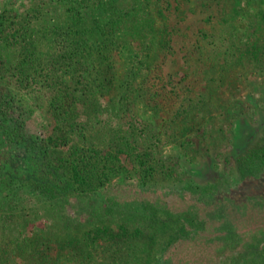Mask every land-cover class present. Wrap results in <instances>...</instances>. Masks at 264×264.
<instances>
[{
    "label": "trees",
    "instance_id": "trees-1",
    "mask_svg": "<svg viewBox=\"0 0 264 264\" xmlns=\"http://www.w3.org/2000/svg\"><path fill=\"white\" fill-rule=\"evenodd\" d=\"M228 1L231 7L221 22L227 24L229 31L224 42L231 45L241 17L259 0ZM68 3L71 7L64 26L53 29L57 36H61L60 30H66L67 46L63 56L50 58L56 62L66 59L68 67L82 72L75 78V85L69 86L63 81L57 84L62 78L54 77L58 74L55 61L50 65L51 72L42 70L47 79L52 77L55 81L51 90L58 133L41 141L43 157L54 159L56 169L67 176L66 186L56 187L45 181L33 189L18 186L10 172L0 168V264H89L102 248L109 247H118L119 251L114 250L116 254H124L117 264H169L166 252L172 244L188 238H205L208 231L210 242L216 247L211 264H264V221L247 237L238 229L240 219L254 213L262 217L264 214V143L261 142L239 162L238 189L228 192L217 185L194 187L190 189L194 201L181 211L174 212L162 204L160 209L150 208L148 218L143 215L134 219L133 214L115 210L114 204L107 200L101 214L86 211L87 221L82 210L61 222L54 215L45 214L42 218L40 214L59 201L68 203L71 197L76 200L90 197L125 170L118 154L124 151L122 145H128V139L117 137L122 141V144L115 142L118 150L109 144L110 138L105 151L82 146L86 134L81 119L98 120L116 136L124 127L121 123L124 114L134 108L151 111L156 116L179 103L174 117L181 119L182 133L187 134L193 130L195 121L205 119L204 108L221 109L222 106L211 103L215 97L238 90L241 74L235 67L264 65V10L255 13L251 40L238 50V56L233 55L230 46L223 53L222 62L208 66L204 73L194 71V64L190 66L193 74L189 75L193 78H189L188 85L193 87L201 74L210 85L198 93L204 102L199 107L200 101L194 105L195 99L191 97L196 95V87H183L178 94L175 87L168 90L164 81L163 65L172 50L168 21L172 10H178L173 8L172 0H68ZM93 14L97 19L88 22L87 15ZM87 23L92 24L90 29ZM16 25V31L11 34L9 27L4 29L0 22V47L11 45L14 53L19 54L20 66L15 70L27 81L34 79L33 75L42 67L41 59L36 56L40 42L35 28H26L21 21ZM186 101L193 106L182 112L180 109ZM17 109L15 96L0 86V145L20 141L21 127L10 118ZM115 120L119 122L110 129ZM10 156L11 152H0L4 163L9 162ZM138 163L146 176L154 179L153 166H147L144 159ZM41 219L45 224L38 227Z\"/></svg>",
    "mask_w": 264,
    "mask_h": 264
},
{
    "label": "rangeland",
    "instance_id": "rangeland-1",
    "mask_svg": "<svg viewBox=\"0 0 264 264\" xmlns=\"http://www.w3.org/2000/svg\"><path fill=\"white\" fill-rule=\"evenodd\" d=\"M172 4L178 10H172L168 21L172 50L163 65L164 81L168 90L175 87L178 94L182 93L183 87H196V95L191 94L196 101L192 103L195 105L200 101L198 106L201 107L204 102L202 97H198V93H203L210 85L206 79L203 80L204 74L197 76L198 82L193 87L188 85L189 78L192 77L189 73L193 74L190 66L194 64V71L197 69L204 73L209 70L208 66L222 62L223 53L230 46L233 55L238 56V50L251 40L255 13L264 10V0L247 8L231 45L224 42L225 34L229 31L227 24L221 22L231 7L228 0H172ZM70 7L68 0H0V22L3 28L9 27L8 32L13 34L16 24L21 21L26 28H35L34 32L38 33L40 42L36 56L41 59L42 67L33 75L34 79L27 81H23L15 70L20 66L19 54L14 53L11 45L3 44L0 47V86L10 90L15 96L18 109L10 118L14 119V125L21 127L19 142L0 145V152H11L9 162L0 160V168L9 171L18 186L25 185L33 189L43 181L56 187L66 186L67 176L56 169L54 159H45L41 152L44 137L58 133L52 105L54 93L51 90L55 81L53 82L52 77L47 79L42 70L51 72L50 65L56 62L54 59L64 54L67 46L66 30H60L61 36H57L58 33L54 35L53 29L58 30L64 26ZM96 19L94 14L87 15L88 22L92 23ZM87 24L90 29L92 24ZM208 42L212 45L209 46ZM56 63L58 74L54 77L62 78L57 84L63 81L74 86L75 78L82 70L74 71L68 67L66 59ZM235 70L241 74L238 90L215 97L211 104L222 108H204L205 119L191 123L193 130L187 134L182 133L184 127L179 124L181 119L174 117L173 112L179 103L173 109H165V112L156 116L151 111L134 108L129 114H124L125 117L121 120L124 127L116 136L98 120L87 122L81 119L86 134L82 146H94L105 151L108 150L105 146L108 144L107 139L110 138L112 142L110 140L109 144L118 150L115 142L122 144V141L117 137L124 136L128 139V145L123 144L124 151L118 154L125 170L90 197L85 196L79 200L71 197L68 203L59 201L52 204L47 212L45 210L46 213L41 212V217L44 218L45 214L54 215L61 222L64 218L75 217L74 212L82 210L85 220L89 219L86 211L101 214L104 203L109 200L114 204V209L121 213L133 214L134 219L143 215L148 218L149 209H160L162 204H167L174 212L186 208L194 201L190 192L194 187L217 185L222 191L228 192L238 189L241 184V158L258 142L264 143V65H238ZM185 78L188 79L180 83ZM217 98L222 100L217 101ZM191 105L186 101L180 110H189L193 106ZM131 114L135 116L131 118ZM118 122L113 121L110 129L115 128ZM138 158L147 161V166H153L154 179L146 176L144 169L139 166ZM179 195L185 197L181 198ZM41 199L44 201L43 196ZM262 221L264 214L262 217L254 213L240 219L238 229L247 237ZM44 224L43 219L37 222L38 227ZM172 229L177 231L175 227ZM210 234L208 231L205 238H188L172 244L166 252L169 264H211L216 247L210 242ZM124 247L129 248V245ZM139 248H142L140 243ZM114 250L119 251V248H102L89 264L121 262L124 254H116Z\"/></svg>",
    "mask_w": 264,
    "mask_h": 264
}]
</instances>
